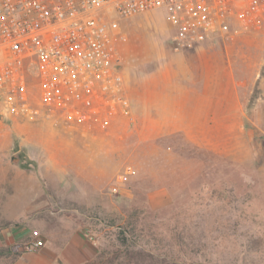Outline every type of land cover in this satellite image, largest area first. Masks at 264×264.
Instances as JSON below:
<instances>
[{"label": "rangeland", "instance_id": "1", "mask_svg": "<svg viewBox=\"0 0 264 264\" xmlns=\"http://www.w3.org/2000/svg\"><path fill=\"white\" fill-rule=\"evenodd\" d=\"M159 12L123 23L131 112L108 128H88L101 142L97 188L74 174V161L90 152L81 149L76 128L88 125H70L50 109L36 121L0 117V238L8 226L40 216L27 207L81 208L91 194L82 209L99 241L97 264H264V34L231 32L176 49ZM161 78L191 90L186 104L172 102L179 110L199 116L213 108L224 117L162 118L142 97L145 83ZM43 163L68 171L69 179L50 172L41 181L46 193L26 197L36 182L23 171L35 177ZM126 165L133 173L113 193ZM27 225L29 240L38 228Z\"/></svg>", "mask_w": 264, "mask_h": 264}, {"label": "built area", "instance_id": "2", "mask_svg": "<svg viewBox=\"0 0 264 264\" xmlns=\"http://www.w3.org/2000/svg\"><path fill=\"white\" fill-rule=\"evenodd\" d=\"M157 11L176 49L231 32L264 34V0H0V117L36 121L50 109L70 125L108 128L128 116L123 23ZM132 173L126 165L111 191ZM44 245L36 229L25 248Z\"/></svg>", "mask_w": 264, "mask_h": 264}, {"label": "crops", "instance_id": "3", "mask_svg": "<svg viewBox=\"0 0 264 264\" xmlns=\"http://www.w3.org/2000/svg\"><path fill=\"white\" fill-rule=\"evenodd\" d=\"M160 15V12H154ZM152 14V13H151ZM151 14L144 15L148 19H154ZM170 29V28H169ZM125 49V44L122 46V50ZM163 69H159V73L162 74ZM125 80V78H124ZM163 78L156 81V83L150 82L145 83L143 87L144 98H151L154 105H157L159 116L162 118H174L179 115L182 117H224L223 111H217L215 109H200L197 112L200 114L196 116L194 113L188 114L184 110H179L176 103L187 102L192 96V92L183 83H177L176 87L165 83ZM125 85L127 87V82L125 80ZM128 90V89H127ZM145 95V96H144ZM147 96V97H146ZM175 105H173V103ZM186 104V103H185ZM193 117V118H194ZM193 122V121H192ZM196 122V121H195ZM194 123V122H193ZM91 127L89 126H77V138L80 142L81 149L83 151L89 148L90 152L86 157H80L76 159L73 164L76 168L74 174L76 175V180L78 182L85 181L92 183L93 186L97 188V177L98 171V157L96 151L98 150V132L89 131ZM88 135V137H84ZM83 146H87L84 148ZM108 146L111 148V153L113 150V145H102L107 150ZM100 148V149H101ZM93 149V151H92ZM51 165V164H50ZM47 163L42 164V174H36L35 177L33 173L29 174L27 181L34 183V188L25 189L26 197H39L46 193L45 187H43L41 181H49L48 176L50 172L58 171V175L64 180L68 181L69 175L68 171L60 169H51ZM45 167V168H44ZM22 168V167H21ZM20 173L22 171H19ZM18 173V171H17ZM44 176V177H43ZM44 179V180H43ZM18 179H15L14 184L17 190ZM39 182V184H37ZM96 183V184H94ZM84 190V189H83ZM23 191V190H20ZM18 192V190H17ZM87 196V195H86ZM83 196L80 201V207H71L61 205L59 207H47L46 203L34 205L27 207L25 210L27 213H32L34 215L39 214L40 216H35L34 218L27 217L23 224L15 225L12 224L6 228L4 236L0 238V264H97L99 259V241L91 226L90 221L87 217H84L86 210L84 208L85 199L91 200V194L89 196ZM86 197V198H85ZM90 208V207H87ZM69 213V214H68ZM62 215L59 217V215ZM74 214H77L75 216ZM53 221L56 222V226H53ZM37 226L38 230L41 232L45 239V245L36 251H29L25 248L26 240L25 236L28 231V223ZM8 254V255H7ZM8 259V261H7ZM7 261V262H6Z\"/></svg>", "mask_w": 264, "mask_h": 264}]
</instances>
